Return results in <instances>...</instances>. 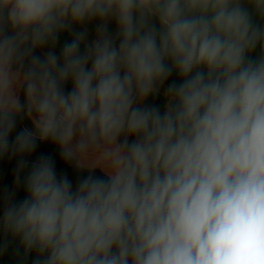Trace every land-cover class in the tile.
<instances>
[{
  "label": "clouds",
  "instance_id": "obj_1",
  "mask_svg": "<svg viewBox=\"0 0 264 264\" xmlns=\"http://www.w3.org/2000/svg\"><path fill=\"white\" fill-rule=\"evenodd\" d=\"M4 159L0 255L264 264V0H0Z\"/></svg>",
  "mask_w": 264,
  "mask_h": 264
},
{
  "label": "crops",
  "instance_id": "obj_2",
  "mask_svg": "<svg viewBox=\"0 0 264 264\" xmlns=\"http://www.w3.org/2000/svg\"><path fill=\"white\" fill-rule=\"evenodd\" d=\"M88 27H89V32H90L89 39H91L92 36L94 35L95 23L90 24ZM109 28H110V31L115 32V29H116L115 23L114 22L110 23ZM68 39H69V36L67 34H64L61 36L60 41H59L57 48H56L57 54H59L60 48L62 47L63 43ZM172 81L179 82L175 73H173V75L170 78V80L168 81V83H171ZM70 87H71V85L68 84L66 86V89L70 90ZM161 97L164 98L163 92H161V95L159 96V98L161 100H163ZM30 124H31L30 121H24L23 122V125H26L28 127H31ZM9 163H10V160H8V159H4L3 161H0V182H2V183H4V180L6 178ZM98 173H99V170H97V174ZM24 195H25V193L23 191V188L21 187V190L18 191L17 195H16L17 201L22 200L24 198ZM2 238H3L2 233H0V239H2ZM17 244H18V242H12L9 246L8 251L5 254L0 255V264H32V261L35 258L34 254H30L29 257L27 258V260L24 261L23 257H22V252H21L20 256H17L15 254V249L17 247Z\"/></svg>",
  "mask_w": 264,
  "mask_h": 264
},
{
  "label": "trees",
  "instance_id": "obj_3",
  "mask_svg": "<svg viewBox=\"0 0 264 264\" xmlns=\"http://www.w3.org/2000/svg\"><path fill=\"white\" fill-rule=\"evenodd\" d=\"M146 103L158 104L161 107V110H163V107H164V101H162L159 97H157L155 99H153L152 97H149V99L146 101ZM40 152H51V153H53L54 158L56 159L58 169H63L65 171H67L69 177L75 181V179L77 178V175H78L77 172L71 166L65 165L61 161V159L58 155V150L53 145H51V144L40 145L38 150H37V153L33 154V156L30 157L29 159L34 160L35 156L37 154H39ZM15 163H16L15 159L10 160L8 172H7L6 178L4 180V183H6V184L12 183V179H13V175H14L12 172V169L14 168ZM98 174H100V173H98ZM84 175H87V173L85 172ZM0 215H2V202H0Z\"/></svg>",
  "mask_w": 264,
  "mask_h": 264
},
{
  "label": "rangeland",
  "instance_id": "obj_4",
  "mask_svg": "<svg viewBox=\"0 0 264 264\" xmlns=\"http://www.w3.org/2000/svg\"><path fill=\"white\" fill-rule=\"evenodd\" d=\"M161 98H162V97H161ZM162 99L164 100V98H162ZM163 100H162V101H163ZM30 125H31V124H30Z\"/></svg>",
  "mask_w": 264,
  "mask_h": 264
}]
</instances>
